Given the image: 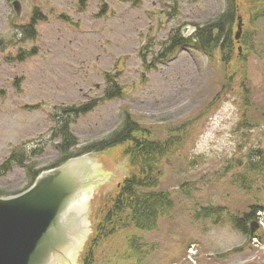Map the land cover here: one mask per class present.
Returning <instances> with one entry per match:
<instances>
[{
  "label": "rangeland",
  "instance_id": "obj_1",
  "mask_svg": "<svg viewBox=\"0 0 264 264\" xmlns=\"http://www.w3.org/2000/svg\"><path fill=\"white\" fill-rule=\"evenodd\" d=\"M14 1L0 0V167L13 152L30 159L8 173L0 168V197L31 187L29 167L56 168L62 158L61 140L54 139L57 109L80 107L119 88L121 97L102 102L71 126L76 150L109 138L128 111L161 140H176L160 165V189L175 206L154 231L136 235L137 251L121 232L96 247L89 264H264V166L254 168L264 156V121L243 124L241 91L246 79L256 99L253 113H264V62L256 57L264 58V0H255L260 11L253 0H236L250 40L237 67L222 65L221 48L212 57L196 49L195 35L167 61L155 62L172 34L215 21L227 0H87L83 11L81 0H19V14ZM33 21L38 22L31 39L26 32ZM238 26L236 20L233 37ZM149 37L155 46L141 53ZM106 75L117 77L115 83L108 84ZM92 155L107 159L120 178L92 197L91 235L80 264L99 210L131 175L122 147ZM254 204L263 210L258 240L231 223L232 214ZM210 208L221 217H197Z\"/></svg>",
  "mask_w": 264,
  "mask_h": 264
},
{
  "label": "trees",
  "instance_id": "obj_2",
  "mask_svg": "<svg viewBox=\"0 0 264 264\" xmlns=\"http://www.w3.org/2000/svg\"><path fill=\"white\" fill-rule=\"evenodd\" d=\"M124 1L129 2L133 0ZM252 2H255L252 4V7H257L255 8L256 11L262 9L255 0ZM227 3L228 7L226 11L215 21L209 22L204 26H198V31L195 35V48L211 57L216 50L221 48L222 65H235L237 67L240 63L244 62V55L240 54L239 49L238 52H235V50L237 51V47L239 46H244L245 48L249 47L248 42L250 40H248L247 35H243L239 44L234 39L233 28L236 20L238 21L239 16H241V11L238 9L236 0H227ZM80 5V9L83 11V7L87 5V0H81ZM250 7V5L247 6V12ZM60 19L69 21L68 18L64 17H60ZM33 22L31 32H26V35L31 37V39L36 36L35 26L38 21ZM255 33L254 29L253 37L257 41H260L262 36L259 37ZM223 35H225V37ZM187 43H189V40L182 36L181 31L176 35L172 34L168 42L162 44L165 53L157 57L155 62L167 61V57L175 55L177 51ZM255 44L256 41L252 44L251 49L255 47ZM260 45H264V43L260 41L259 47ZM154 46V39L149 37L147 45L145 48H142L141 53L145 51V49ZM31 55L32 54L28 55V57ZM256 55L257 58L262 59L264 62V58L261 54ZM144 59L146 58L144 57ZM233 74L234 72L228 74L226 79L229 80L232 78ZM116 79L117 77L115 76L106 75L108 84L115 83L114 81ZM242 83L243 108L246 112V115L243 116V124L245 126H252L260 121H264V113H253L255 109L252 111V108L257 109L253 88L246 79L243 80ZM122 94L123 92L119 88L115 91L108 90L104 98L91 100L80 107H62L56 110V115H53V120L55 122L57 121V127L54 129V139L61 140L58 148L62 155L56 167H60L70 159L81 155L101 154L118 147L123 148L124 156L129 159L131 175L124 179L116 192L109 196L99 210L98 221L93 233L94 235L88 245V253L87 255L85 254L84 264H89L92 261L96 247L121 232L127 233L130 245L137 251V248L134 247V243L137 241L136 235L154 231L159 221L169 216L175 206L170 194L160 189L162 185L160 165L166 164V160L173 154L172 150L176 144V140L172 137L161 140L156 134L152 133L151 130L141 126L128 111L124 112L125 120L121 128L115 131L109 138L88 144L82 149L76 150L79 146V140L72 132L71 126L80 117L93 112L102 102L121 97ZM168 135H170V132ZM28 159L30 158H27L24 154L19 155L17 152H13L0 168H3L5 173H8L12 171L15 165L25 166ZM261 166H264V156L259 164L254 165V168L257 169ZM41 173L42 172L33 170V166L28 168L31 186ZM262 211V207L258 204L250 205L249 209L242 214H232L231 223L239 232L250 239H259L260 236L258 234H251L249 225L253 221L259 219L258 213ZM198 216H204L206 218L211 217L212 219L213 217L216 219L221 217L220 210L217 211L214 208L207 209L203 215L199 213L197 214V217ZM215 223H217V221ZM129 234H131V236H129ZM144 257L145 256L139 257L140 263L143 261Z\"/></svg>",
  "mask_w": 264,
  "mask_h": 264
},
{
  "label": "water",
  "instance_id": "obj_3",
  "mask_svg": "<svg viewBox=\"0 0 264 264\" xmlns=\"http://www.w3.org/2000/svg\"><path fill=\"white\" fill-rule=\"evenodd\" d=\"M13 6L19 14V1ZM195 32L188 27L183 35ZM118 178L107 159L84 155L43 173L25 193L0 198V264H80L94 214L90 199ZM257 229L252 223L251 232Z\"/></svg>",
  "mask_w": 264,
  "mask_h": 264
}]
</instances>
